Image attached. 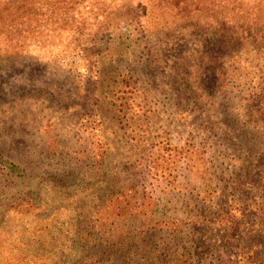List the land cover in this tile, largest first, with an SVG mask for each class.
<instances>
[{
    "label": "rangeland",
    "instance_id": "obj_1",
    "mask_svg": "<svg viewBox=\"0 0 264 264\" xmlns=\"http://www.w3.org/2000/svg\"><path fill=\"white\" fill-rule=\"evenodd\" d=\"M167 38L0 64V264H264V59Z\"/></svg>",
    "mask_w": 264,
    "mask_h": 264
},
{
    "label": "trees",
    "instance_id": "obj_2",
    "mask_svg": "<svg viewBox=\"0 0 264 264\" xmlns=\"http://www.w3.org/2000/svg\"><path fill=\"white\" fill-rule=\"evenodd\" d=\"M195 36L207 43L202 62L227 61L214 65L218 80L251 51L261 61L264 0H0V64L30 59L56 77L95 75L110 44L140 55L161 37ZM119 209L128 213L129 203Z\"/></svg>",
    "mask_w": 264,
    "mask_h": 264
}]
</instances>
